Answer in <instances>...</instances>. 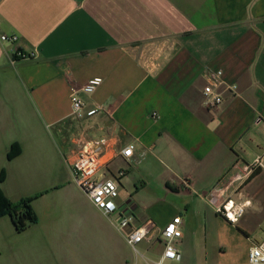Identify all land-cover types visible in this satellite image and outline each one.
I'll use <instances>...</instances> for the list:
<instances>
[{"label": "crops", "instance_id": "crops-1", "mask_svg": "<svg viewBox=\"0 0 264 264\" xmlns=\"http://www.w3.org/2000/svg\"><path fill=\"white\" fill-rule=\"evenodd\" d=\"M2 34L18 42L0 41V191L33 198L37 223L18 232L0 217V264L156 261L163 247L136 254L119 214L161 230L182 218V259L168 264H248L264 241V0H0ZM207 70L223 71L217 109L204 104ZM96 77L72 118V88ZM74 137L108 140L98 178H117L119 213L74 181ZM257 159L255 176L235 180ZM227 201L235 224L217 212Z\"/></svg>", "mask_w": 264, "mask_h": 264}, {"label": "built area", "instance_id": "built-area-1", "mask_svg": "<svg viewBox=\"0 0 264 264\" xmlns=\"http://www.w3.org/2000/svg\"><path fill=\"white\" fill-rule=\"evenodd\" d=\"M0 41L18 42L17 36H7L2 34ZM35 53H24L17 51L16 58L31 59L35 58ZM208 85L204 88V104L209 109H217L223 103L222 94L219 88L223 85L222 70H207ZM102 78L96 77L88 80L79 88L73 87L70 102V116L80 120L85 116V101L81 93L93 94L101 86ZM235 85H229L226 90L235 91ZM103 111L102 106H96L90 110L87 115L92 116ZM107 139L88 140L83 137H74L72 144V160L69 162L71 173L76 184L87 195L92 204L98 208L105 216H113L119 213L117 199L120 194V185L117 178L100 179L101 169L109 163L111 158L107 151ZM120 154L130 161L134 158L132 146H127L120 151ZM261 166V160L257 159L253 164L248 165L242 173L236 175L235 180L243 181L250 177L257 167ZM124 171H120L117 177L124 176ZM231 201L220 203L217 212L227 218L232 224L237 223L241 212L235 214ZM118 229L126 232L127 243L136 254L139 253L138 246L143 243H152L155 240L163 247L161 256L150 264H168L170 262H180L182 259L179 250V242L183 237L180 228L182 218L177 216L173 218L164 229H160L153 221H146L135 225V218L131 214H119ZM171 229V231H170ZM248 264H264V241L252 244L248 252Z\"/></svg>", "mask_w": 264, "mask_h": 264}, {"label": "trees", "instance_id": "trees-1", "mask_svg": "<svg viewBox=\"0 0 264 264\" xmlns=\"http://www.w3.org/2000/svg\"><path fill=\"white\" fill-rule=\"evenodd\" d=\"M14 155V152H12L9 157ZM253 175L255 176L256 173H253ZM32 200L33 198H28L13 204L0 191V217L9 216L17 231L24 232L29 226L37 223V216L31 208Z\"/></svg>", "mask_w": 264, "mask_h": 264}, {"label": "rangeland", "instance_id": "rangeland-1", "mask_svg": "<svg viewBox=\"0 0 264 264\" xmlns=\"http://www.w3.org/2000/svg\"><path fill=\"white\" fill-rule=\"evenodd\" d=\"M141 249V248H140ZM134 254V253H133ZM135 255V254H134Z\"/></svg>", "mask_w": 264, "mask_h": 264}, {"label": "snow or ice", "instance_id": "snow-or-ice-1", "mask_svg": "<svg viewBox=\"0 0 264 264\" xmlns=\"http://www.w3.org/2000/svg\"><path fill=\"white\" fill-rule=\"evenodd\" d=\"M170 231H171V229H170Z\"/></svg>", "mask_w": 264, "mask_h": 264}, {"label": "bare ground", "instance_id": "bare-ground-1", "mask_svg": "<svg viewBox=\"0 0 264 264\" xmlns=\"http://www.w3.org/2000/svg\"><path fill=\"white\" fill-rule=\"evenodd\" d=\"M230 205V204H229Z\"/></svg>", "mask_w": 264, "mask_h": 264}]
</instances>
